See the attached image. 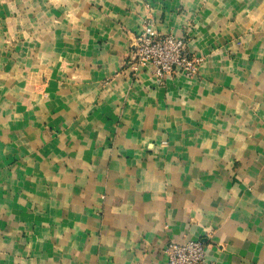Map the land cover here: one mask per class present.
I'll list each match as a JSON object with an SVG mask.
<instances>
[{"label":"crops","instance_id":"crops-1","mask_svg":"<svg viewBox=\"0 0 264 264\" xmlns=\"http://www.w3.org/2000/svg\"><path fill=\"white\" fill-rule=\"evenodd\" d=\"M147 18L195 76L129 62ZM264 264V0H0V264Z\"/></svg>","mask_w":264,"mask_h":264},{"label":"built area","instance_id":"built-area-1","mask_svg":"<svg viewBox=\"0 0 264 264\" xmlns=\"http://www.w3.org/2000/svg\"><path fill=\"white\" fill-rule=\"evenodd\" d=\"M202 60L190 55L185 37L162 33L152 18L145 19L141 24V31L133 40L129 58V62L139 66H151L154 75L162 80L177 72L195 76ZM165 252L167 264L205 263L206 247L201 240L171 242Z\"/></svg>","mask_w":264,"mask_h":264},{"label":"rangeland","instance_id":"rangeland-1","mask_svg":"<svg viewBox=\"0 0 264 264\" xmlns=\"http://www.w3.org/2000/svg\"><path fill=\"white\" fill-rule=\"evenodd\" d=\"M202 63V62H201ZM194 240V239H193ZM200 240V239H197ZM202 241V240H201ZM203 242V241H202ZM204 243V242H203ZM205 247H206V251H207V245L204 243ZM166 250V249H165ZM205 262H206V258H205ZM205 264V263H204Z\"/></svg>","mask_w":264,"mask_h":264}]
</instances>
